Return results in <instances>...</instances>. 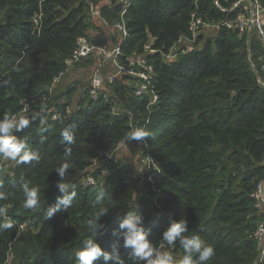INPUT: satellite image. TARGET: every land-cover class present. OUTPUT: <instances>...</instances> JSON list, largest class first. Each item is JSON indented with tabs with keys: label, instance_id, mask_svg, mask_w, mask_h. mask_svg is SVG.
<instances>
[{
	"label": "trees",
	"instance_id": "1",
	"mask_svg": "<svg viewBox=\"0 0 264 264\" xmlns=\"http://www.w3.org/2000/svg\"><path fill=\"white\" fill-rule=\"evenodd\" d=\"M99 1L0 0V119L6 113L18 114L29 103L26 115H39L13 135L25 138L40 157L27 164L13 161L12 173L0 176V192L7 194L0 200L6 209L0 223L7 218L14 225L0 231V264H6L9 251L14 252L11 264H75L76 252L88 238H96L104 251L133 264L122 246L123 237L112 231L134 211L144 217L143 226L156 248L170 222L184 218L187 235L197 234L214 247L216 254L207 264H254L259 246L253 234L259 216L250 196L264 178V89L255 74L264 61L260 40L238 38L221 27L213 38L196 39L188 54L179 53L174 62H167L164 57L178 39L190 37L193 12L220 23L233 20L237 11L222 13L213 0H135L124 16L128 37L122 52L126 57L143 55L152 39L151 49L157 53L148 57L155 71L150 88L157 103L148 108L146 98L134 97V89L124 84L131 79L123 76L110 86L107 99L92 101L84 90L72 114L52 120L54 112L63 110L60 99L69 102L71 95L59 87L51 94L48 89L64 69L76 39L95 28L87 3ZM236 1L219 4L229 9ZM120 11L119 6L102 8L100 27L108 29ZM34 17L40 18L38 27ZM4 80L9 83L3 85ZM134 127L152 132L142 155L153 157L161 174L151 183L145 175L128 176L129 169L123 167L103 185H84L81 177L93 161L113 152ZM66 128L74 133L67 159L68 145L62 137ZM63 163L69 168L62 182L77 195L68 209L47 218V208L63 195L56 187L60 177L55 171ZM100 173H94L96 179ZM24 182L40 189L35 211L23 207ZM100 191L104 195L98 202ZM136 199L141 202L134 204ZM100 204L110 214L102 217L104 228L94 234L87 221ZM22 225L26 232L16 238ZM164 244L177 252L178 261L185 255L179 243ZM94 264L112 261L100 258Z\"/></svg>",
	"mask_w": 264,
	"mask_h": 264
},
{
	"label": "built area",
	"instance_id": "2",
	"mask_svg": "<svg viewBox=\"0 0 264 264\" xmlns=\"http://www.w3.org/2000/svg\"><path fill=\"white\" fill-rule=\"evenodd\" d=\"M135 0H101L94 4L88 2V13L92 20L97 23L102 22L101 19V7L103 2H106V6L112 9L115 6L121 7L118 20L110 24L109 28L113 34L118 36V42L109 46L104 43L94 42L87 36H81L76 39L75 47L71 54L64 61V69L55 76L48 89L50 94L57 89L63 78L79 63L92 59L96 60L94 66L95 72L92 78L89 80L87 86V94L90 100L96 101L100 96L107 99L105 94L106 88H110L116 81L120 80L123 76H127L131 79L132 89H134V97L147 99L148 108H152L158 101V96L150 88L152 79L155 76L153 66L149 63L148 57L157 53L152 50V39L144 46L143 55H132L126 57L122 52V45L128 37V30L124 22V16L127 10L130 8ZM214 6L222 13H230L237 11L236 17L231 21L225 22H213L198 15L197 12H193L190 17L188 31L190 37L181 36L178 41L170 49L169 53L164 57L167 62H174L179 53L186 55L190 52V46L193 45L196 39L213 38L217 35L221 27H225L231 32H235L238 38L247 36L250 40L254 36L257 37L262 45L264 52V0H237L229 9H224L220 6L219 0H213ZM39 17L33 18V23L36 27L39 25ZM102 24V23H100ZM102 26H104L102 24ZM125 59L127 64L122 62ZM110 66V69H107ZM258 78H264V61L261 63L259 72L255 71ZM60 107H63L62 111L54 112L52 114V120L59 118L61 114L70 115L73 113L74 108H70L66 103H60ZM31 110L29 103H24L21 111L15 116L26 115ZM130 118L129 112L126 114ZM134 127L132 129H135ZM142 153V149L146 147V140L138 141ZM123 144L120 143L118 147L111 153H105L102 167L108 168L110 162L113 161V156L118 148ZM141 161L145 167V178L148 182L153 183L154 179L161 174V170L157 162L150 155L143 154ZM101 172V171H100ZM84 185L96 186L97 182L95 174H91L86 171L82 175ZM251 199L254 203L256 214L259 216L258 225L253 234L254 241L258 244V257L254 264H264V178L255 186ZM161 249V245L157 249Z\"/></svg>",
	"mask_w": 264,
	"mask_h": 264
},
{
	"label": "clouds",
	"instance_id": "3",
	"mask_svg": "<svg viewBox=\"0 0 264 264\" xmlns=\"http://www.w3.org/2000/svg\"><path fill=\"white\" fill-rule=\"evenodd\" d=\"M19 71V69H16ZM8 80L2 82L3 85H7ZM39 114H34L31 118L21 115H9L5 114L0 119V156L6 159H11L17 164H27L32 161H38L39 155L32 151L27 144L25 138H18L13 135L14 131H21L25 129L30 120H35ZM71 127V126H70ZM128 140L132 141H144L152 136V132L146 128H135L128 132ZM63 141L66 143L64 148L65 158H70L72 155V149L70 145L74 143V133L70 132L66 128L62 132ZM69 168L68 163H63L56 168V173L60 177L56 187L62 196H57L54 205L47 208L45 215L47 218H51L57 211L68 209L73 200L76 198V192L69 191L70 185L62 182L65 174ZM25 200L23 207L26 210L35 211L40 206V189L39 187L30 186L28 182H24L21 185ZM103 191H100L97 196V201H101L103 197ZM7 194L0 192V200H6ZM6 214V209L0 207V216ZM110 214V209L103 204L95 211L94 215L88 219V228L97 234L104 225L100 223L102 217ZM144 217L134 212H129L120 223L118 229L112 231L113 236L123 237V248L127 253L133 257V264H138L139 261H143L144 264H176L173 256L170 253H161L148 238L149 232L146 231L143 226ZM14 227L10 219L4 223H0V231L11 229ZM123 229L124 231H119ZM187 221L181 218L179 221L173 220L170 222V226L162 234L161 247L166 243L169 246H175L177 243L183 248L185 255L179 261V264H207L215 256V249L213 246L205 244L201 240L199 235L188 233ZM115 251V245H113ZM100 258L103 261H112V264H125L120 254L110 255L107 251H104L97 239L88 238L83 241V247L76 252L75 264H94Z\"/></svg>",
	"mask_w": 264,
	"mask_h": 264
},
{
	"label": "rangeland",
	"instance_id": "4",
	"mask_svg": "<svg viewBox=\"0 0 264 264\" xmlns=\"http://www.w3.org/2000/svg\"><path fill=\"white\" fill-rule=\"evenodd\" d=\"M105 29H106L105 31L110 30L107 28H105ZM99 31H101V30L95 31L94 29H92V30L86 31V33L89 34V37H91V38L94 37V35H93L94 33H101V35L106 36V34H104L103 32H99ZM108 32H110V31H108ZM94 40H97V39H94ZM93 64H94L93 60H91L89 62H84L78 66H75L67 74L69 76L71 75V77H70L71 79L67 80L66 83L64 82V84L60 87V89H65V90L70 92L69 94L71 95V98H70L69 102H68V100H65L67 102L68 107L74 108L75 103L78 101V97L81 96L85 92L84 90H87L89 80L92 78V76L94 75V72H95ZM95 64H96V60H95ZM72 74H73V76H72ZM258 83H259L260 87L264 89V78H258ZM124 84L131 85V82L130 81H124ZM59 86H60V84H59ZM105 94L112 95L111 89L106 88ZM115 112H117V109H115ZM24 116L28 117L29 115H24ZM141 157H142V153H141V149H140V145H139L138 141H135V140L129 141L128 137H127L123 141V144L115 152V156H113V161L110 162V166L108 168L102 167L104 165V162H103V159H101V161L94 160L92 167H90L87 170L91 174H94L95 172L101 171V173L98 175V178L96 179V177H95L96 182H97V186L103 185L104 182L106 183L108 176L116 173L119 169H121L123 167H127L129 169L128 176L141 177L146 172L145 167L141 161ZM0 165L3 166V169L0 171V176H3L7 173L8 174L12 173L11 171H9V169L13 168V160L6 159V158H3L2 156H0ZM81 182L84 183V180L81 179ZM140 202L141 201L136 199L134 204H138ZM6 220H8V219L5 218V221ZM24 229H25V226H23V225L18 228V230H17L18 232L16 233V238L19 236L18 234L21 231H23ZM25 232L26 231H23L22 233H20V235L25 233ZM12 245H13V242H11L9 244L10 250L13 249ZM21 245L24 246L23 243ZM158 250L161 253H170L173 256V259L176 262V264H178V262H179L178 261V255H177V252L173 248H165V244H163V248H161V249L159 248ZM8 254H9V259L6 262V264H11L14 261V256H13L14 252L9 251ZM139 264H144V262L140 261Z\"/></svg>",
	"mask_w": 264,
	"mask_h": 264
},
{
	"label": "crops",
	"instance_id": "5",
	"mask_svg": "<svg viewBox=\"0 0 264 264\" xmlns=\"http://www.w3.org/2000/svg\"><path fill=\"white\" fill-rule=\"evenodd\" d=\"M104 7H107L106 6V2H103V6L101 7V9L102 8H104ZM93 23H94V25H95V28H94V30L95 31H97V30H101V31H99V32H103L104 34H106V36L105 35H101V33H94L93 35H94V39H97V40H94L93 38H91V37H89V34H87V36L91 39V40H93V41H96V42H101V43H104V44H107V45H109V46H113V45H115L117 42H118V36L116 35V34H113L112 33V31H110V30H108V31H110V32H108V31H105L106 29L105 28H102V27H100V26H102V22H100V23H102V24H100V23H96L94 20H93ZM105 31V32H104ZM100 37V38H99ZM262 58H260V57H258V59L257 60H261ZM89 61V60H88ZM94 66H95V64H93ZM111 67L110 66H107V69H110ZM69 73V72H68ZM72 76H73V74H72ZM71 75L69 76V75H67L62 81H61V83H60V86H59V88L64 84V82L66 83V81L67 80H70L71 78ZM58 88V89H59ZM60 90H64V89H60ZM110 94H108V96H109ZM65 100H67V99H64V98H62V99H60V101H59V104L60 103H66L67 104V102L65 101ZM78 103L76 102L75 103V105L74 106H76Z\"/></svg>",
	"mask_w": 264,
	"mask_h": 264
}]
</instances>
